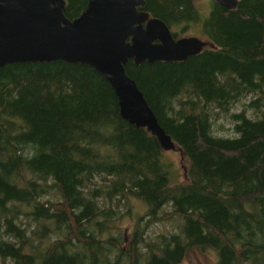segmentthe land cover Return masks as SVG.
I'll return each instance as SVG.
<instances>
[{
  "label": "trees",
  "instance_id": "1",
  "mask_svg": "<svg viewBox=\"0 0 264 264\" xmlns=\"http://www.w3.org/2000/svg\"><path fill=\"white\" fill-rule=\"evenodd\" d=\"M145 1L170 29L207 41L184 61L125 65L187 161L185 179L173 182L156 136L121 117L113 89L89 65L1 66L4 263L179 264L189 249L210 247L218 264H264V0L230 10L215 0L206 8ZM87 2L65 0V16H79ZM247 97L230 114L235 136L217 135L214 110L228 114ZM130 198L142 213L133 214ZM126 216L135 218L129 239L117 225ZM175 216L177 232L146 239L150 224Z\"/></svg>",
  "mask_w": 264,
  "mask_h": 264
},
{
  "label": "water",
  "instance_id": "2",
  "mask_svg": "<svg viewBox=\"0 0 264 264\" xmlns=\"http://www.w3.org/2000/svg\"><path fill=\"white\" fill-rule=\"evenodd\" d=\"M234 9L238 0H215ZM145 0H88L74 19L65 0H0V67L19 62L84 63L113 89L121 117L156 136L162 150H176L125 65L184 61L202 51L197 36L176 38L164 21L150 16Z\"/></svg>",
  "mask_w": 264,
  "mask_h": 264
},
{
  "label": "rangeland",
  "instance_id": "3",
  "mask_svg": "<svg viewBox=\"0 0 264 264\" xmlns=\"http://www.w3.org/2000/svg\"><path fill=\"white\" fill-rule=\"evenodd\" d=\"M207 0H195V3L200 8H206ZM172 31L176 32L178 36H197L201 39H204L202 36L198 35L192 29L185 28V29H171ZM250 97L242 98L238 102H236L231 109L229 110L228 114L218 113L217 109L214 110L212 115V128L217 135L224 136V137H234L235 133L233 131V120L230 117V114L239 112L245 107L244 103L249 101ZM247 114L252 115V110L247 109ZM164 151V150H163ZM164 156L167 161H170L173 164L174 168V178L173 182H180L185 179L184 171L187 161L182 156V153L176 150H166L164 151ZM130 204L133 209V214L135 212L142 213L144 208L141 204H139L135 199L130 198ZM124 208L121 209L123 211ZM166 211H169L171 207L169 205L164 206L163 208ZM182 223L181 219L178 217H173L169 220H158L150 224L148 230L146 232V239L153 240L156 235L158 234H168L171 232H177L179 225ZM135 224V218H129L128 216L123 217L117 220V225L121 226V229H125L127 239H129L131 229ZM54 236H50L46 239V243H51L54 239ZM10 261L7 260L4 263L0 259V264H9ZM179 264H218V257L215 250L211 249L210 247L201 248H191L187 251L185 257Z\"/></svg>",
  "mask_w": 264,
  "mask_h": 264
},
{
  "label": "flooded vegetation",
  "instance_id": "4",
  "mask_svg": "<svg viewBox=\"0 0 264 264\" xmlns=\"http://www.w3.org/2000/svg\"><path fill=\"white\" fill-rule=\"evenodd\" d=\"M172 32V31H171ZM174 35V34H173ZM176 38L182 37V36H178V35H174Z\"/></svg>",
  "mask_w": 264,
  "mask_h": 264
}]
</instances>
